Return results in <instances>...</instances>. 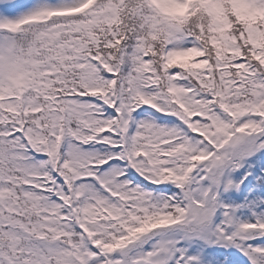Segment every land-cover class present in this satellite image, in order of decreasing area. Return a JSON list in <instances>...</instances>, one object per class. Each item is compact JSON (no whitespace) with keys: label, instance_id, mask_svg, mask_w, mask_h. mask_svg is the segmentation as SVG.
<instances>
[{"label":"snow or ice","instance_id":"obj_1","mask_svg":"<svg viewBox=\"0 0 264 264\" xmlns=\"http://www.w3.org/2000/svg\"><path fill=\"white\" fill-rule=\"evenodd\" d=\"M0 264H264V0H0Z\"/></svg>","mask_w":264,"mask_h":264}]
</instances>
